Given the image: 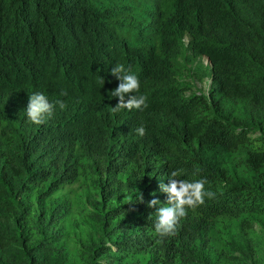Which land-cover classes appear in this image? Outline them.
<instances>
[{"label":"trees","instance_id":"trees-1","mask_svg":"<svg viewBox=\"0 0 264 264\" xmlns=\"http://www.w3.org/2000/svg\"><path fill=\"white\" fill-rule=\"evenodd\" d=\"M116 64L143 111H112ZM36 92L66 108L31 123ZM176 169L215 198L161 237L148 203ZM249 216L264 223V0H0V264H221L217 234Z\"/></svg>","mask_w":264,"mask_h":264},{"label":"clouds","instance_id":"clouds-1","mask_svg":"<svg viewBox=\"0 0 264 264\" xmlns=\"http://www.w3.org/2000/svg\"><path fill=\"white\" fill-rule=\"evenodd\" d=\"M111 75L118 81V87L110 93L111 97L118 98L119 102L112 107L114 113L122 110L143 111L148 107L147 96L140 93V80L137 75L132 73L130 69L125 68L123 64H116L111 69ZM104 84L103 79L100 78ZM61 96H67L66 90L61 91ZM59 106L61 110L66 108L63 100H57L55 103L49 102L47 96L36 92L29 96V102L26 109L27 119L35 124L42 125L47 119L54 114V109ZM139 136L145 135L144 127L137 130ZM199 172V169L196 170ZM184 175L183 169L170 171L168 175V183H163V179L159 185L160 190L167 195V203L162 204L158 199L149 201L148 206L156 209V221L153 224L155 233L161 237H169L177 234L180 221L188 215V210H195L205 204V200L214 199L215 193L205 188L206 179H198L189 181L182 179ZM155 197L156 193L152 194ZM137 200L144 202L143 193L137 190Z\"/></svg>","mask_w":264,"mask_h":264},{"label":"rangeland","instance_id":"rangeland-1","mask_svg":"<svg viewBox=\"0 0 264 264\" xmlns=\"http://www.w3.org/2000/svg\"><path fill=\"white\" fill-rule=\"evenodd\" d=\"M208 62L205 59V65ZM209 81L203 85L195 84L198 89L207 93L209 89ZM79 194L82 195L80 191ZM88 208V206H86ZM32 216H35L36 207L32 208ZM87 214L86 208L82 202L78 207L74 206L73 214L68 222L70 225L69 233L72 235L71 241L79 239L84 231L83 217ZM251 227L240 226L230 240L223 241L220 237L223 234H217L214 243L215 248L221 255V264H264V223L260 218L249 216ZM73 247V243L71 244Z\"/></svg>","mask_w":264,"mask_h":264}]
</instances>
